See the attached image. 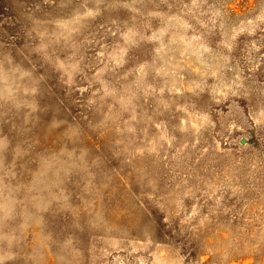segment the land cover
Masks as SVG:
<instances>
[{
	"label": "rangeland",
	"instance_id": "rangeland-1",
	"mask_svg": "<svg viewBox=\"0 0 264 264\" xmlns=\"http://www.w3.org/2000/svg\"><path fill=\"white\" fill-rule=\"evenodd\" d=\"M0 264H264V0H0Z\"/></svg>",
	"mask_w": 264,
	"mask_h": 264
}]
</instances>
